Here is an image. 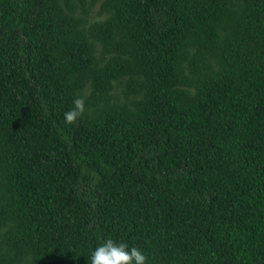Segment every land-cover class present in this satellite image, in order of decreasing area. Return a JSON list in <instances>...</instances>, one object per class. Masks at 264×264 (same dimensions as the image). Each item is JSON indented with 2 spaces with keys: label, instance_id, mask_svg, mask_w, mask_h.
<instances>
[{
  "label": "trees",
  "instance_id": "16d2710c",
  "mask_svg": "<svg viewBox=\"0 0 264 264\" xmlns=\"http://www.w3.org/2000/svg\"><path fill=\"white\" fill-rule=\"evenodd\" d=\"M109 238L264 264V0H0V264Z\"/></svg>",
  "mask_w": 264,
  "mask_h": 264
},
{
  "label": "clouds",
  "instance_id": "9594fccd",
  "mask_svg": "<svg viewBox=\"0 0 264 264\" xmlns=\"http://www.w3.org/2000/svg\"><path fill=\"white\" fill-rule=\"evenodd\" d=\"M74 107L65 112V123L75 124L85 112V101L83 97H78L73 101ZM89 264H147V258L140 249L129 246L125 243H117L113 239H106L95 248L90 258Z\"/></svg>",
  "mask_w": 264,
  "mask_h": 264
},
{
  "label": "rangeland",
  "instance_id": "374dc122",
  "mask_svg": "<svg viewBox=\"0 0 264 264\" xmlns=\"http://www.w3.org/2000/svg\"><path fill=\"white\" fill-rule=\"evenodd\" d=\"M94 12H95V9L93 10L92 14H94Z\"/></svg>",
  "mask_w": 264,
  "mask_h": 264
}]
</instances>
